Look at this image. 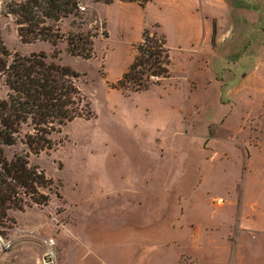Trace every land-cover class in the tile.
I'll return each mask as SVG.
<instances>
[{
    "label": "rangeland",
    "instance_id": "1",
    "mask_svg": "<svg viewBox=\"0 0 264 264\" xmlns=\"http://www.w3.org/2000/svg\"><path fill=\"white\" fill-rule=\"evenodd\" d=\"M22 1L0 0L1 44L11 55H56L55 62L77 74L74 83L92 116L53 135L52 149L29 154L30 165L51 180L50 200L12 209L0 222V264H170L173 258L195 264L181 251L190 247L191 232L209 241L208 232H233L242 216L251 220L257 181L264 190V47L248 63H200L203 78H196L171 39L170 78L123 92L112 86L140 36L138 14L123 4L148 0H77L70 15L43 25L58 34L55 45L22 42L13 13ZM78 35L93 44L88 59L69 53L68 40ZM6 94L0 81V99ZM145 102L162 105L144 106L133 118L163 128L144 144L120 110L132 118L129 111ZM0 150L12 159L25 147L18 142ZM108 183L130 190L125 195L133 204L113 198L118 191Z\"/></svg>",
    "mask_w": 264,
    "mask_h": 264
},
{
    "label": "trees",
    "instance_id": "2",
    "mask_svg": "<svg viewBox=\"0 0 264 264\" xmlns=\"http://www.w3.org/2000/svg\"><path fill=\"white\" fill-rule=\"evenodd\" d=\"M17 33L22 42L41 39L55 45L58 34L47 20L58 22L77 7V0H23L15 5ZM55 32V33H54ZM92 42L72 36L69 53L90 58ZM133 59L113 84L123 92L146 91L151 84L170 77L169 48L158 25L142 31L134 45ZM56 55L45 53L13 54L0 41V81L7 88L0 99V145L25 147L12 159L0 150V222L8 221V212L26 206H46L50 200L51 180L38 168L30 165L29 154L53 148L52 136L76 119H89V104L85 102L74 81L77 74L68 66L55 62Z\"/></svg>",
    "mask_w": 264,
    "mask_h": 264
},
{
    "label": "crops",
    "instance_id": "3",
    "mask_svg": "<svg viewBox=\"0 0 264 264\" xmlns=\"http://www.w3.org/2000/svg\"><path fill=\"white\" fill-rule=\"evenodd\" d=\"M123 5L138 14L140 36L136 43L141 39L146 25H158L169 48L170 66L173 63V53L170 49L173 39L180 47L184 62L191 64L189 73L192 77L203 78L196 69L200 63H248L259 58L261 48L264 47V35L261 34L264 32V0H148L140 4L124 2ZM172 90L171 88L168 94L172 93ZM157 103L158 106L162 105L161 102ZM157 103L145 102L141 106L136 105L134 111H129L132 118L124 119V110H120L122 122L128 123L132 127L134 138L144 144L150 143L146 136H158V132L163 128L160 125L162 123L147 122L139 117L134 119L133 116L139 115L142 107L153 108ZM106 107L111 109L109 105L104 106ZM126 130L128 131L127 128ZM133 173L136 174V171ZM144 184L146 185L145 182ZM110 185L113 190L118 191L113 198L118 195V198L122 199L120 203L124 202L123 206L133 204V199L125 195L130 190H117L115 183L104 184V187L110 188ZM255 188L256 199L254 204L250 205L254 216L250 221L247 215H244L240 218L236 231H227L218 236L208 232L206 237L209 241L204 237L199 241L200 236L193 231L190 242L189 239L186 240L190 247L181 249L183 254L195 264H264V190L262 185L260 188L259 181L256 182ZM103 191H106L105 188ZM103 196L101 193V197ZM161 255L163 260L168 261L172 254L165 250ZM175 263L173 258L170 264Z\"/></svg>",
    "mask_w": 264,
    "mask_h": 264
},
{
    "label": "water",
    "instance_id": "4",
    "mask_svg": "<svg viewBox=\"0 0 264 264\" xmlns=\"http://www.w3.org/2000/svg\"><path fill=\"white\" fill-rule=\"evenodd\" d=\"M45 264H52V263L47 261Z\"/></svg>",
    "mask_w": 264,
    "mask_h": 264
},
{
    "label": "built area",
    "instance_id": "5",
    "mask_svg": "<svg viewBox=\"0 0 264 264\" xmlns=\"http://www.w3.org/2000/svg\"><path fill=\"white\" fill-rule=\"evenodd\" d=\"M48 243L50 244V243H51V240H48ZM49 244H48V245H49Z\"/></svg>",
    "mask_w": 264,
    "mask_h": 264
}]
</instances>
